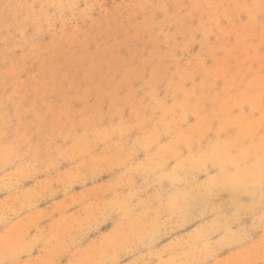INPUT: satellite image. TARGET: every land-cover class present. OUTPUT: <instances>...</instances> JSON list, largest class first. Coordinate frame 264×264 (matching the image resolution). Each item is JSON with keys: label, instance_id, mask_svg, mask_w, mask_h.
<instances>
[{"label": "rangeland", "instance_id": "obj_1", "mask_svg": "<svg viewBox=\"0 0 264 264\" xmlns=\"http://www.w3.org/2000/svg\"><path fill=\"white\" fill-rule=\"evenodd\" d=\"M0 264H264V0H0Z\"/></svg>", "mask_w": 264, "mask_h": 264}]
</instances>
